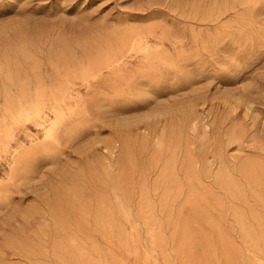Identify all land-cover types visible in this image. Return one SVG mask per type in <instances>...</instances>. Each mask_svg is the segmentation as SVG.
<instances>
[{
  "label": "rangeland",
  "instance_id": "obj_1",
  "mask_svg": "<svg viewBox=\"0 0 264 264\" xmlns=\"http://www.w3.org/2000/svg\"><path fill=\"white\" fill-rule=\"evenodd\" d=\"M0 264H264V0H0Z\"/></svg>",
  "mask_w": 264,
  "mask_h": 264
},
{
  "label": "bare ground",
  "instance_id": "obj_2",
  "mask_svg": "<svg viewBox=\"0 0 264 264\" xmlns=\"http://www.w3.org/2000/svg\"><path fill=\"white\" fill-rule=\"evenodd\" d=\"M61 90H66L64 87L61 88ZM20 109H22V105L20 104L19 106L15 107L14 109V114L13 115H16L18 114V112L20 111ZM56 118V117H55ZM54 128H51L50 131H53ZM256 171L258 172V170L256 169Z\"/></svg>",
  "mask_w": 264,
  "mask_h": 264
}]
</instances>
